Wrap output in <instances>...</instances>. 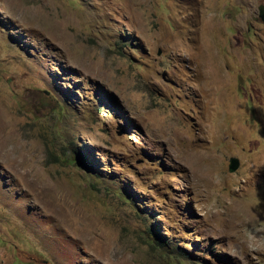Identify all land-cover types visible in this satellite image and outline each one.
Segmentation results:
<instances>
[{
    "label": "rangeland",
    "instance_id": "1",
    "mask_svg": "<svg viewBox=\"0 0 264 264\" xmlns=\"http://www.w3.org/2000/svg\"><path fill=\"white\" fill-rule=\"evenodd\" d=\"M261 4L0 0V264H264Z\"/></svg>",
    "mask_w": 264,
    "mask_h": 264
},
{
    "label": "water",
    "instance_id": "2",
    "mask_svg": "<svg viewBox=\"0 0 264 264\" xmlns=\"http://www.w3.org/2000/svg\"><path fill=\"white\" fill-rule=\"evenodd\" d=\"M258 9H259V16L264 21V8H263V5L262 4L259 5ZM238 164H239L238 159L235 158V157H231L230 158V163H229V169H230V171L235 170L238 167Z\"/></svg>",
    "mask_w": 264,
    "mask_h": 264
},
{
    "label": "trees",
    "instance_id": "3",
    "mask_svg": "<svg viewBox=\"0 0 264 264\" xmlns=\"http://www.w3.org/2000/svg\"><path fill=\"white\" fill-rule=\"evenodd\" d=\"M76 156H75V159H78V160H83L84 162H86L87 158L85 155H83L81 153V151H79L78 149L74 150Z\"/></svg>",
    "mask_w": 264,
    "mask_h": 264
},
{
    "label": "clouds",
    "instance_id": "4",
    "mask_svg": "<svg viewBox=\"0 0 264 264\" xmlns=\"http://www.w3.org/2000/svg\"><path fill=\"white\" fill-rule=\"evenodd\" d=\"M260 17V16H259ZM261 18V17H260ZM263 21V20H262ZM236 158V157H235ZM230 170V169H229Z\"/></svg>",
    "mask_w": 264,
    "mask_h": 264
},
{
    "label": "bare ground",
    "instance_id": "5",
    "mask_svg": "<svg viewBox=\"0 0 264 264\" xmlns=\"http://www.w3.org/2000/svg\"><path fill=\"white\" fill-rule=\"evenodd\" d=\"M260 242V241H259Z\"/></svg>",
    "mask_w": 264,
    "mask_h": 264
}]
</instances>
